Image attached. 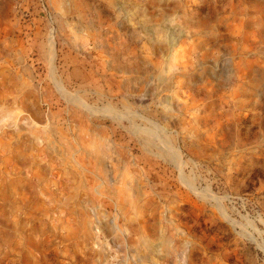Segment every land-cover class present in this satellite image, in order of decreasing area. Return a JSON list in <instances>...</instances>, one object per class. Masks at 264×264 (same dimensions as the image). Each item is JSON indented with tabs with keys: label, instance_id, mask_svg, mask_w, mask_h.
<instances>
[{
	"label": "rangeland",
	"instance_id": "374dc122",
	"mask_svg": "<svg viewBox=\"0 0 264 264\" xmlns=\"http://www.w3.org/2000/svg\"><path fill=\"white\" fill-rule=\"evenodd\" d=\"M0 264H264V0H0Z\"/></svg>",
	"mask_w": 264,
	"mask_h": 264
}]
</instances>
